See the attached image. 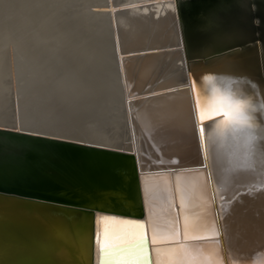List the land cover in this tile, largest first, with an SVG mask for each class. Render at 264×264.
<instances>
[{"label": "bare ground", "instance_id": "bare-ground-1", "mask_svg": "<svg viewBox=\"0 0 264 264\" xmlns=\"http://www.w3.org/2000/svg\"><path fill=\"white\" fill-rule=\"evenodd\" d=\"M36 2L0 0V125L66 137L94 128L102 144L131 152L136 162L141 223L94 213L85 236L80 217L57 218L80 225L92 264L101 241L103 264H264V89L240 78L242 66L225 59L224 73L208 80L206 90L203 76L188 71L175 0H108L109 18L85 16L96 37L87 29L74 35L58 13L42 5L33 10ZM106 31L117 52V82L106 75L104 113L88 114L89 96L75 113L70 93L83 74L79 67L95 58L92 43L108 40ZM155 47L161 49L128 53ZM66 64L77 65L74 78L61 69ZM198 94L228 116L201 122ZM73 255L81 264L83 252Z\"/></svg>", "mask_w": 264, "mask_h": 264}, {"label": "water", "instance_id": "water-1", "mask_svg": "<svg viewBox=\"0 0 264 264\" xmlns=\"http://www.w3.org/2000/svg\"><path fill=\"white\" fill-rule=\"evenodd\" d=\"M36 1L39 5H30L33 10H39L42 5L44 12L58 13L61 25L69 30L73 27L74 35L80 31L86 35L87 29L92 30L94 36V26L85 16L95 10L93 4H106L105 0ZM241 1L243 4L240 5L235 0H175L180 46L184 59L190 62L188 71L203 76V79L224 73L220 69L222 61L229 59L242 66L243 73L238 71L240 78L264 89V0ZM26 10L24 12L32 19L36 18V10L35 13ZM107 33L108 40L92 43L93 54L101 61L94 62L97 59L93 57L79 67L84 75H76V88L70 93V100L76 102L75 113L81 111L80 106L87 96L93 103L88 114L104 113L106 75L117 82L115 50ZM156 48L128 53L132 55ZM74 67L77 65L66 64L61 69L69 70L74 78ZM209 87L210 82L205 79L204 88ZM85 117L80 115L79 123L85 121ZM84 123L82 125H86ZM92 131L66 137L48 134L46 130L28 131L0 125V245H6V248L0 247V264H52L48 259L23 252L27 234L12 227L11 217L4 214L7 211L51 214L66 219L80 217L83 234L90 230L94 213L98 219L109 216L142 222L135 190L137 167L133 154L102 144V136L94 128ZM161 170L151 168L147 171ZM67 221L74 228L72 251L83 252L81 264H92L89 247L79 238L80 225ZM43 235L48 239L53 236L50 232ZM143 237L147 257V242L145 235ZM15 239H18L16 243ZM101 256L98 247L96 264H103Z\"/></svg>", "mask_w": 264, "mask_h": 264}, {"label": "rangeland", "instance_id": "rangeland-1", "mask_svg": "<svg viewBox=\"0 0 264 264\" xmlns=\"http://www.w3.org/2000/svg\"><path fill=\"white\" fill-rule=\"evenodd\" d=\"M105 1H106V4H102L104 5L103 7L101 6V4L99 6L98 5L94 6L95 10L92 13L94 14L100 13V12L105 13L107 15V18H109V15L112 12V9H110V4L108 0H105ZM235 1L238 2L240 5L243 4V1L241 0H235ZM113 47L115 48V46ZM114 53H115L114 58L115 57L117 58V52L114 51ZM4 214L5 215L7 214L9 217L11 216L10 222L13 228H15L18 231H22V233H24V231L26 232L27 236L25 238V246H24L25 248L23 251L25 254L32 256V257H37L40 259H48L52 264H76L73 251H72L74 228L71 222L63 221V220L61 221L57 218L50 217V216L45 217L43 214L20 213L18 211H10V212L8 211ZM15 214H19V215H15ZM20 219L22 222L20 221ZM26 219H27V222H25ZM48 219H51V221H49ZM37 222L41 225H39ZM51 222L54 223V225L51 224ZM55 224L58 225L59 228ZM49 228L53 229L54 231H51ZM45 229L49 232L51 231L50 233H52V235L54 234L52 237H54L55 239L57 238V240H55L52 237H50L49 239L46 238L43 235L46 232ZM59 229H62V230H59ZM61 231H63V233ZM17 241L18 239H15L14 243H16Z\"/></svg>", "mask_w": 264, "mask_h": 264}, {"label": "snow or ice", "instance_id": "snow-or-ice-1", "mask_svg": "<svg viewBox=\"0 0 264 264\" xmlns=\"http://www.w3.org/2000/svg\"><path fill=\"white\" fill-rule=\"evenodd\" d=\"M205 79L210 81L211 78L210 77H206ZM239 107L241 108L240 117L246 123L247 117H244L243 116V112H242L244 104L240 103ZM197 112H198V115H199V118H200L201 122H203L205 119H214L215 116L220 115L221 113H223V115L225 117L228 116V112L225 111L223 109V107H221L219 109H215L213 107V101H212V98L210 96L202 98L200 94H198V96H197ZM247 126L251 127L250 124L247 125ZM201 132H202V134L204 133V129L203 128H201ZM102 219H106V218H102ZM137 227H139V225ZM185 247H187V246H185ZM101 250L102 251L104 250L103 241H101Z\"/></svg>", "mask_w": 264, "mask_h": 264}]
</instances>
